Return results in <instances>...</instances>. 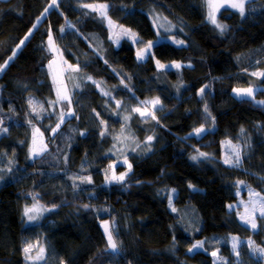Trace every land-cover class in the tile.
Instances as JSON below:
<instances>
[{"label": "trees", "instance_id": "trees-1", "mask_svg": "<svg viewBox=\"0 0 264 264\" xmlns=\"http://www.w3.org/2000/svg\"><path fill=\"white\" fill-rule=\"evenodd\" d=\"M101 5L108 6L107 19L146 41L157 36L150 14H165L180 26L174 35L183 43L157 40L152 55L138 60L128 39L115 44ZM220 10L223 33L207 20L205 0H0V66L16 53L0 71V264H27L23 249L41 237L47 250L41 264H213L214 250L221 264H264L246 245L252 240L264 249V219L255 229L241 220L232 206L233 171L223 162V144L230 142L264 195V0H248L244 15ZM49 34L78 69L64 73L70 96L60 109L71 115L62 123L49 110L56 96ZM156 60L181 67L158 68ZM235 85L257 89L252 98H236ZM153 97L159 104L152 115L133 111ZM30 98L40 112L31 111ZM125 115L135 138L118 151ZM30 125L47 146L31 158ZM199 151L207 157L193 161ZM119 157L131 171L122 182H107ZM31 204L45 212L26 223ZM104 218L117 252L108 248ZM232 236L241 240L235 251ZM198 240L203 250L190 252Z\"/></svg>", "mask_w": 264, "mask_h": 264}, {"label": "rangeland", "instance_id": "rangeland-1", "mask_svg": "<svg viewBox=\"0 0 264 264\" xmlns=\"http://www.w3.org/2000/svg\"><path fill=\"white\" fill-rule=\"evenodd\" d=\"M205 1H206V5H207V20L210 22V20L208 18L209 12L214 11L217 22L219 24L225 25L222 21L219 20L218 13H219V11H221L220 9L225 8V7H228L232 10V8L229 5L231 2H233V0H214V3L224 5L223 7L219 8L218 10L210 9L208 7V0H205ZM247 1L248 0H245V3ZM235 2H239V0H235ZM56 3H57V0H55V4L53 3V5H56ZM100 8L102 10L103 15L101 12H100L101 15L100 14L99 15L101 17H103L107 27H109L111 29V31L114 35V38L116 39L115 44L118 45V43L120 42V40L122 38L128 39L134 46L136 58H137V52L142 50V49L147 48L148 43L150 41L153 42V45H154L157 40L158 41L166 40V41H169V43L170 42L174 43L175 40H178L175 37L174 32H175V30H179L180 26L175 25V24H171L172 21L165 14H162V13L157 14V12H153L150 14V18L152 21L151 25H153V28H155V30L157 32V36L152 40L146 41L145 39L142 40L138 36L139 33L137 32V30H133V29L121 24V23H116V22H113V21L107 19L106 14H104V8H102V7H100ZM233 10L239 12L238 9H233ZM30 32L27 33V37L29 36ZM126 32L128 33V35H125ZM137 41H139V42H137ZM174 44H176V43H174ZM152 47H151L150 53H149L151 55L153 53ZM49 48L51 49V52H52L51 60L49 62V72H50L51 80L54 82L55 93H56L54 103L50 102V104H49V110L51 113L55 114L58 119H60L61 113H64L65 116H67V114H69V113L63 112L60 109V107H61L60 102H61V100L63 101V99L58 101L57 90L59 89L61 96L67 95L68 99H69L70 95H69L68 87L71 85V83H68L69 84L68 85L64 81V73L66 72V73H68L67 76H71V73L73 74L77 70V66L68 64L66 61H64V58L62 57L60 51L52 43H51V47L49 45ZM156 61H158V60H156ZM177 63L181 65V63H179L175 60H173V62H171V63H167V64H163V65H165V67H168L169 65H171V67H175L174 65ZM70 71H71V73H70ZM70 82H72V77H71ZM249 88L253 89V95L251 97L247 96L246 94L237 95V93L234 91L237 89H249ZM256 89L257 88H252L251 86H236L235 85L232 88L231 93L236 98H252L254 96V92L256 91ZM263 89H264V87H263ZM157 99L159 100L158 97H153V98H151L147 101H144V102L139 101L140 107H138L136 109L140 110L138 112H144L145 113L144 117L148 116V115H152L153 108L156 106L153 102ZM30 101H31V103H30ZM262 101H264V99H262L260 102H262ZM56 104H57V107H55ZM29 105H30V109L32 112H34V113L40 112L39 107L36 106V101L34 99H32V98L29 99ZM33 109H35V111ZM129 117L130 116H128V115L124 116V124H125L124 126L125 127L123 129V132L118 134L119 136L116 138V141L114 142V149L115 150L119 151L123 147H129V145L132 144L133 139L135 138V134H134L133 130L131 129V127L129 128V126H128ZM29 128H30V132H29V136H28L29 142L27 144V151H28V155L31 158V157L36 156V154L33 153L31 151V149H33L34 147L39 149V148L44 147L46 145H45L43 138L41 137L38 129L33 125H30ZM34 137H35V143H34ZM233 149L238 150V147L230 144L229 142H225L223 144V162H224V159L226 157H234ZM199 153H204V152H201V151L196 152V154H194L193 156H197L198 158L196 160H193V161H197L198 159H202L204 157H207V156H199ZM119 158H121V159L115 161L114 163H111V165L108 169V177L107 178H110L113 175L120 176L121 174L128 172L129 163H128L127 159L124 157L123 158L119 157ZM118 164L123 165L124 167L127 168V170H125L123 172H117L115 167ZM227 166H229L233 171V179L235 181V185L237 188L236 193L238 195V199H237L238 201H236V205L234 204L232 206L233 207L239 206L238 208L240 211V213H239L240 216L239 215L238 216L239 217L245 216L247 218V222L245 220H242L244 223H246L249 226H251L252 223H255V225H256L257 219H260V218L264 219V217H262L260 214L261 211L264 210V201H263L264 195H261V193L258 192L254 188L255 184H256V179L259 177L256 174L250 172V170L243 168L241 160H240V163L238 166H231V165H227ZM262 179L264 181V178H262ZM106 181L107 182H113V181H109V179H106ZM238 182H242V183H238ZM34 205L36 206V209H37V211L35 213H33L34 215H36V219L29 221L28 216L25 215V209H24V216H25L24 222H26V223L37 222L38 219L41 217V215L45 212V210L38 204H31L29 206H26L25 208H33ZM149 206H150V209H155L153 204H150ZM39 207H41V208H39ZM184 215L187 216L188 218H190L189 215L192 216V213L191 212L188 213V212L184 211ZM162 217H163V215L161 213H159L157 215L158 225L160 228L164 225V221H163ZM103 221L109 222V227H110L111 232H112V225H111L110 219L104 218V219L100 220L101 229L105 235V239L107 240V234L104 231ZM112 236H113L114 241L117 243V241L115 240L116 238L113 235V232H112ZM233 238H235V237L232 236L230 238L232 247H233V242H234ZM236 240L239 241V243L241 242V240H238L237 238H236ZM197 242H203V240L195 241L192 244V246L194 244H196ZM239 243L237 244V247H238ZM27 245H31L30 252L27 254V256H30L31 259L26 258V254H25L27 264H41L42 262L45 263L47 250H46V243L44 242L43 238L41 237V238H39L33 242H29L26 244V246ZM107 245H108V241H107ZM246 245H248L250 253L252 254L253 257L261 259L264 262V254H261L259 252V250L262 248H260L258 245H256L252 240L246 241ZM117 246L119 248L118 243H117ZM192 246L190 248H192ZM237 247H236V249H237ZM108 248H109V246H108ZM118 248L116 251H113V250H111V251L117 252L119 250ZM41 249H43V252H41ZM196 250H203V247L198 248ZM192 252H194V251H192ZM212 253H216V255L213 256ZM210 255H211L213 264H221L222 261H221V258L219 256V252L217 250L211 251ZM37 257H41V258L37 259Z\"/></svg>", "mask_w": 264, "mask_h": 264}, {"label": "snow or ice", "instance_id": "snow-or-ice-1", "mask_svg": "<svg viewBox=\"0 0 264 264\" xmlns=\"http://www.w3.org/2000/svg\"><path fill=\"white\" fill-rule=\"evenodd\" d=\"M53 3L55 4V0H53ZM244 5H245V0H239V2H235V0H233V2H231L229 6H230L232 9H238L239 12H240V14H241V15H244V14H245V6H244ZM223 6H224L223 4H216V3H214V0H208V7H209L210 9L218 10L219 8H221V7H223ZM84 7H92V6H91V5H85ZM101 7H102V8H107L108 6H107V5H101ZM45 11H47V9H46ZM102 15H103V13H102ZM208 18H209L210 22H211L213 25H215V26L221 31V33L224 32V30H225V28H226L227 26H226V25L219 24V23L217 22L216 17H215V14H214V11H210V12H209V17H208ZM33 27H35V25H34ZM62 30H63V29H62ZM125 35H128V33L126 32ZM27 39H28V37L26 36V37H25V40H27ZM48 39H49V45H50V47H51L52 36H51L50 34H49ZM137 42H139V41H137ZM174 43H176V44L179 45V44H182L183 41L175 40ZM22 44H24V41H23V40L21 41V45H22ZM152 46H153V42L150 41V42L148 43L147 48L138 51V52H137V59H138V60H143V59H145V58L149 55V53H150V49H151ZM17 47L19 48L20 45H17ZM15 54H16V53L14 52V53H13V56H11V57L8 58V61L5 62V65H4V66H0V71H2L3 68L7 65V63L13 59V57L15 56ZM156 63H157V67H158V68H164V67H165V65L160 64L159 61H157ZM174 66H175V68H177V69H179V68L181 67V65L178 64V63L175 64ZM168 67H171V65H169ZM77 70H78V69H77ZM253 75H258V74H257V73H253ZM259 75H264V73H261V74H259ZM88 79H91V77H88ZM206 87H207V86H205V88H206ZM205 88H201V89H200V93H201V94L204 93ZM234 91L237 93V95L246 94V95L249 96V97H251V96L253 95V89H251V88H249V89H237V90H234ZM105 95H108V93H105ZM57 96H58V101L61 100V99H63V100H68V96H67V95H64V96H61V95H60L59 89L57 90ZM30 103H31V101H30ZM153 103H154L155 105H158V104H159V100L157 99V100H155ZM260 103H264V101H262V102H260ZM117 106H119V102H118V101H117ZM33 110L35 111V109H33ZM133 111H140V110H139V109H133ZM205 111H207V108L205 109ZM68 115H71V113H69ZM140 115H141V116H144L145 113H144V112H140ZM152 118L155 119V116L153 115ZM64 119H65V114H64V113H61V116H60V122L62 123V122L64 121ZM126 119H127V118H126ZM102 123H103V122H102ZM59 127H60V123H57V124H56V127L52 129V132L55 133V132L59 129ZM204 131H205V129H203V128H197V129H195V132H196L197 134H200V133H202V132H204ZM101 135H104V133H102ZM152 139H153V137H151V136H149V137L147 138V140H148L149 142H150ZM34 143H35V137H34ZM229 143H230V142H229ZM46 150H47V149H46V146L41 147V148H39V149H37V148H35V147H34L33 149H31V151H32L33 153H35L36 155H39L40 153H42V152H44V151H46ZM233 152H234V157H226V158L224 159V163L227 164V165H231V166H238L239 163H240V153H239V151L236 150V149H233ZM199 156H206V154H205V153H199ZM197 158H198L197 156H193V157H192L193 160H196ZM131 167H132V166L129 164V165H128V169H129V171H131ZM126 175H127V173H123V174H121L120 176H115V175H113V176H111L110 178H107V179H109V181L122 182V181L124 180V178H125ZM81 181H82V182H86V183H91L90 178H83V177H82V178H81ZM238 183H242V182H238ZM190 187H191V185H190ZM173 191H175V190H173ZM169 203L171 204V198H169ZM85 207H88V206L85 205ZM229 207L231 208L232 206L229 205ZM36 211H37V209H36V206H35V205L33 206V208H25V215L28 216L29 221L36 219V215L33 214V213H35ZM173 211H175V209H173ZM260 214H261L262 217H264V210H262ZM240 218H241V220H245V221L247 222V218H246L245 216H241ZM103 225H104V231H105V233L107 234V241H108L109 249H110V250H113V251H116L117 248H118V246H117V243H116V242L114 241V239H113L112 232L110 231V227H109V222H108V221H103ZM251 227H252L253 229H255V228H256L255 223H252V224H251ZM233 241H234V242H233V249L235 250L236 247H237V244L239 243V241H237L236 238H233ZM202 247H203V242H197L196 244H194V245L192 246V248L189 249V251L192 252V251H195L196 249H198V248H202ZM30 249H31V245H27V246H25V248L23 249V251H24L25 254H26V258H28V259H31L30 256H27V254L30 252ZM41 252H43V249H41ZM259 252H260L261 254H264V249H260ZM212 255L215 256L216 253H212ZM39 258H41V257H37V259H39Z\"/></svg>", "mask_w": 264, "mask_h": 264}]
</instances>
